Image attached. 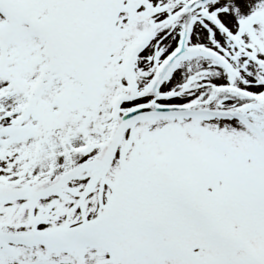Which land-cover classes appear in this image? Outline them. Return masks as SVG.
<instances>
[{"label":"snow or ice","instance_id":"6c2138e0","mask_svg":"<svg viewBox=\"0 0 264 264\" xmlns=\"http://www.w3.org/2000/svg\"><path fill=\"white\" fill-rule=\"evenodd\" d=\"M0 264H264V0H0Z\"/></svg>","mask_w":264,"mask_h":264}]
</instances>
